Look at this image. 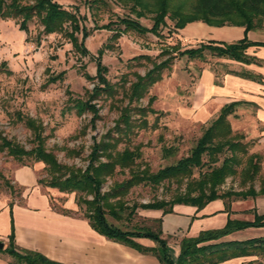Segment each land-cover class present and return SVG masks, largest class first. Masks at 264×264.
<instances>
[{"label":"rangeland","instance_id":"374dc122","mask_svg":"<svg viewBox=\"0 0 264 264\" xmlns=\"http://www.w3.org/2000/svg\"><path fill=\"white\" fill-rule=\"evenodd\" d=\"M14 1L21 10L31 7L33 11L0 18V197L20 198L12 181L21 165L33 168L37 181L48 183L58 176L42 162L14 160L3 148L4 140L23 151L36 148L50 154L61 168L60 178L83 173L92 157L98 165L127 152L129 160H118L113 172L101 178L100 192L110 209L124 205L121 221L110 215L107 220L122 230H154L153 222L141 215L140 205L169 203L178 194L195 195L208 170L206 156L202 157L203 166L192 169L189 176L163 179L158 184L135 176L154 175L190 154L219 112L202 77L209 72L212 84L219 85L225 72H238L241 66L206 51L201 59L182 56V52L211 42V37L198 28L189 31V26L197 25L193 23L182 30H176L169 18L155 24L149 6L155 0ZM49 2L60 5L59 11L52 13L55 21L59 19L50 33L43 26L50 17ZM139 2L148 7L141 10ZM190 2L172 0L171 7L188 13ZM21 23L24 31L18 26ZM131 24L137 26V32L129 29ZM210 32L213 36L220 33L215 29ZM97 56L103 66L99 76ZM162 63L169 64L159 81L137 99L133 83ZM239 108H227L233 110L228 124ZM231 132L240 147L234 154L239 162L217 192L239 193L251 187L257 193L264 186V145L239 129ZM228 155L224 152L219 160ZM252 164L257 171L250 178ZM131 179L135 180L129 184ZM122 184L121 192L107 195ZM48 188L55 208L69 201L77 213L91 216L88 203L92 198L87 193ZM154 245L159 246L158 242ZM245 260L244 264H264V250Z\"/></svg>","mask_w":264,"mask_h":264},{"label":"trees","instance_id":"16d2710c","mask_svg":"<svg viewBox=\"0 0 264 264\" xmlns=\"http://www.w3.org/2000/svg\"><path fill=\"white\" fill-rule=\"evenodd\" d=\"M50 1V0H49ZM172 0H155L153 5V22L163 23L165 18H169L174 21V28L176 30L184 28L186 23H192L195 21H201L210 26H237L242 27L244 31L256 30L261 28V22L264 18V0H191L188 3V13H182L179 10H173L171 7ZM50 5V17L44 21L45 30L50 33L55 28V21L52 13L58 12L60 9L59 4L49 2ZM140 9L148 7L147 3L139 2ZM171 8V9H170ZM139 10V11H141ZM33 11V8L29 7L21 10L17 7L14 0L6 2V0H0V18L10 17L15 18L20 13L26 12L29 14ZM61 11V10H60ZM140 17L141 14L137 13ZM21 30H25V26L21 23L18 25ZM131 31H138L137 26H129ZM207 44L201 45L196 50H187L182 52L181 55H188L190 59H201L203 58V52L206 51L212 56L217 58H223L231 60L235 63L248 65L255 63L256 61L248 57L245 54L247 47L253 45L248 42L244 37L234 43H221V42H206ZM85 53L88 51L84 48ZM100 56V55H99ZM95 58V57H94ZM96 71L97 76L102 72L103 66L101 65L100 57H96ZM169 63H162L159 66L145 73L144 76L139 77L136 83H133L132 93L137 99H141L145 96L148 88L159 81L162 76L164 68ZM237 76H246L252 80L256 79L253 75L243 73H232ZM103 82V81H102ZM234 108L239 106V103H229L220 108L216 118L210 122V124L204 128V132L201 133L200 138L197 140L196 145L191 148L190 154L179 161L176 164L163 168L154 175L135 176L137 180L150 181L153 184H158L163 179L177 178L191 175V171L194 168L203 166L202 157L206 156L207 171L203 176L201 183L198 185V191L194 195L193 193L178 194L169 203L162 201H155L140 205L139 208L143 210H161L163 214L170 213L173 206L181 203L182 205L195 206L196 210L203 209L207 202H211L215 199L225 201L224 205L227 209V203L235 199H244L250 195V197L256 196V194L264 193V186L255 193L251 187L245 192H225L218 193L217 188L223 183L225 178L235 173V167L238 165V159L235 158L234 154L240 152L239 144L232 139L236 137L230 130L227 117L230 113L227 111L228 107ZM4 149L8 151V154L16 161L21 162L25 160H33L42 162L48 166L49 170L56 173L59 176L58 170L61 169L57 165L55 160L50 154L45 153L41 149L33 151H23L16 145L12 144L9 140H4L2 143ZM94 150L93 155L96 154ZM224 152H228V156H223L219 160V155ZM130 155L125 152L120 157L113 158L112 162L106 161V163H100L94 165L95 158L89 162L90 165L86 170L80 174L74 176L51 177L50 181L44 182L38 180V184L58 188L61 192H74L81 191L87 193L92 200L88 203V209L91 212V216L84 214V217L88 220L90 227L98 234L111 239L112 241L122 243L129 247L139 250L141 253H154L161 262V264H219L223 261H227L233 258H241L255 254L258 251L264 250V239L252 238L243 241H224L222 237L248 227H264V213L262 215H253L252 221H235L226 220L225 225L219 230H208L202 231L198 236L191 238H184L180 241L179 255L175 261H173L167 250V241L161 238V219H149V222H153L155 229L137 227L132 229H121L120 227L112 224L107 220V216L110 215L113 219L121 221L120 214L124 209V205L118 206L116 209H110L109 204L105 201V194H101V178L110 175L115 165L120 160L121 162L128 161ZM217 164V165H216ZM257 171V168L252 164L251 171L248 173L249 177L252 178ZM129 182L132 183L133 180ZM124 184L111 193L107 192V195L114 196L121 192ZM124 189V188H123ZM168 204V205H167ZM11 206V204H10ZM118 213H117V212ZM9 246L0 250L12 256L13 264H55V262L48 261L41 254L26 252L20 253L15 250L13 245V229L9 236ZM148 239L153 242H158L159 246L154 248L144 247L137 243V239Z\"/></svg>","mask_w":264,"mask_h":264},{"label":"crops","instance_id":"0c3cea01","mask_svg":"<svg viewBox=\"0 0 264 264\" xmlns=\"http://www.w3.org/2000/svg\"><path fill=\"white\" fill-rule=\"evenodd\" d=\"M192 23L197 25L189 28L188 25ZM192 23H186L184 28L188 27L189 31L193 28L201 29L211 37V41L229 44L244 37L253 44L246 48L245 54L253 58L255 63L239 64L241 69L238 72H225L219 85L212 84L213 76L209 72L204 74L202 81L207 84L205 91L213 98V103L218 104L219 110L231 102L239 103L240 108L231 119L234 123H229L230 130L239 129L264 145V29L244 31L243 26L216 27L201 21ZM214 29L220 33L213 36L210 31ZM243 72L256 79L232 74ZM37 179L33 168L21 165L15 171L12 181L20 190V198L12 201L10 196L0 197L2 250L9 246V236L13 229L16 251L41 254L55 264H161L153 252L141 253L125 243L98 234L90 227L84 215L75 211L73 202L68 201L60 209L55 208L51 201L52 190L38 184ZM224 202L215 199L207 202L199 211L195 206L179 203L173 206L170 213L163 214L161 210L150 208L142 210L141 215L147 219H161L162 238L167 241L168 254L175 261L179 255L181 239L198 236L202 231L219 230L227 219L252 221L253 215L264 213V193L231 200L227 203V209ZM252 238L264 239V227L250 226L236 230L221 240L243 241ZM136 242L144 247L156 248L153 240L138 238ZM245 258L237 257L219 264H244ZM0 264H13L12 256L0 252Z\"/></svg>","mask_w":264,"mask_h":264},{"label":"water","instance_id":"95a60500","mask_svg":"<svg viewBox=\"0 0 264 264\" xmlns=\"http://www.w3.org/2000/svg\"><path fill=\"white\" fill-rule=\"evenodd\" d=\"M4 247V244L2 242H0V250H2Z\"/></svg>","mask_w":264,"mask_h":264}]
</instances>
